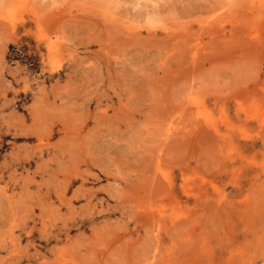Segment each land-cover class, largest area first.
<instances>
[{
    "label": "rangeland",
    "instance_id": "obj_1",
    "mask_svg": "<svg viewBox=\"0 0 264 264\" xmlns=\"http://www.w3.org/2000/svg\"><path fill=\"white\" fill-rule=\"evenodd\" d=\"M0 264H264V0H0Z\"/></svg>",
    "mask_w": 264,
    "mask_h": 264
},
{
    "label": "bare ground",
    "instance_id": "obj_2",
    "mask_svg": "<svg viewBox=\"0 0 264 264\" xmlns=\"http://www.w3.org/2000/svg\"><path fill=\"white\" fill-rule=\"evenodd\" d=\"M160 222V221H159ZM154 226V225H153Z\"/></svg>",
    "mask_w": 264,
    "mask_h": 264
}]
</instances>
